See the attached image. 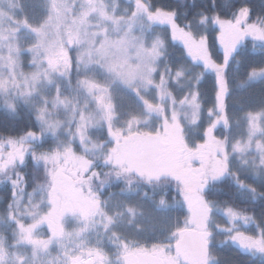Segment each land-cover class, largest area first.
Listing matches in <instances>:
<instances>
[{
    "label": "rangeland",
    "instance_id": "374dc122",
    "mask_svg": "<svg viewBox=\"0 0 264 264\" xmlns=\"http://www.w3.org/2000/svg\"><path fill=\"white\" fill-rule=\"evenodd\" d=\"M158 11H151L143 0H0L4 108L13 115L16 104L26 106L39 126L40 142L49 141L71 158H78L81 151L145 180L171 179L190 193L177 206L155 213L143 212L141 203L127 205L129 197L113 199L99 205L97 212L94 208L84 223L88 229L66 228L59 239L34 243L29 256L9 253L0 238V264H98V260L101 264L108 256L103 251L114 247L115 239H108L111 230L130 236L136 244L147 239L146 252L162 251L169 264H188L177 250L187 231L207 238L210 254L205 264H213L212 252L223 246L264 262V217H241L196 193L200 184L209 187L219 177L206 153L224 113L218 76L210 106L204 105L198 89L218 65L208 37L215 31L211 37L224 58L241 43L233 41L228 23L198 17L184 24L173 13ZM247 13L239 10L234 23L244 40L251 37ZM261 34L256 37H264ZM73 70L80 110L70 100L76 95L71 85L70 96L65 94L64 83ZM85 80L103 91L90 93ZM249 80L264 82V67ZM103 130L106 148L94 136ZM230 137L225 163L247 183L254 159L264 172V109L232 120ZM33 147H39L38 142ZM15 150L14 155L20 152L19 147ZM247 191L253 192L251 186L240 184L242 200ZM45 199L20 194L14 210L35 219L45 209ZM75 225L81 226L68 224Z\"/></svg>",
    "mask_w": 264,
    "mask_h": 264
},
{
    "label": "trees",
    "instance_id": "16d2710c",
    "mask_svg": "<svg viewBox=\"0 0 264 264\" xmlns=\"http://www.w3.org/2000/svg\"><path fill=\"white\" fill-rule=\"evenodd\" d=\"M143 1H146L151 11L160 10V15L173 13L184 24L198 17L210 23L214 20L228 23L234 34L233 41L241 43L224 58L217 50L214 37H211L215 31L208 37V48L218 65L213 66L215 73L205 76L198 89L205 97L204 105L210 106L213 104L218 76L223 83L224 113L211 134L206 153L212 161L211 167L216 165L212 171L219 177L209 187L200 184L196 193L212 205H221L223 209L241 217H264V172L259 169L258 161H252V168L245 176L247 183L229 170L225 163V150L231 139V121L264 109V82L249 80L253 72L264 67V37H256L260 32L264 36V0ZM241 9L248 10L246 23L251 37L246 40L239 37L240 32L234 29ZM76 73L73 70L70 79L63 83L68 86L65 94L69 96L71 85L76 95L71 94L70 100L80 110V94L74 85ZM94 136L102 148L107 147L105 130ZM40 138V129L33 113L19 103L12 115L4 108L0 98V238L9 253L29 256L34 243L36 246L37 243L59 239L67 227L75 232L78 230L77 225L73 228L68 224H83L86 212L97 204L101 206L116 198L125 200L129 197L132 201L127 205L142 204L143 212L155 213L164 210L165 206H177L183 197L190 194L171 179L145 180L124 168L103 165L102 159L88 157L81 151H77L78 158H71L54 149L49 141L40 142ZM35 142H38L40 149L33 147ZM18 147L20 152L14 155ZM89 162L93 167L89 174H83L82 169L88 168L86 163ZM240 184L248 188L251 186L253 190L247 191L244 200L238 194ZM20 194L23 197L34 194L46 198V207L38 217L34 219L16 214L14 201ZM176 214L177 217L181 215L179 212ZM170 215L171 221L173 215ZM212 259L213 264H264L228 246L216 248L212 252Z\"/></svg>",
    "mask_w": 264,
    "mask_h": 264
},
{
    "label": "flooded vegetation",
    "instance_id": "af4514ba",
    "mask_svg": "<svg viewBox=\"0 0 264 264\" xmlns=\"http://www.w3.org/2000/svg\"><path fill=\"white\" fill-rule=\"evenodd\" d=\"M86 166L88 168L82 169L83 174H85L86 172L87 174H89V171L93 167V164L92 165L90 164V166L88 165ZM72 174H76V172H72ZM94 208L96 209V212H97L99 210V204H97L92 209H90L88 212H86L82 220L83 224H79L81 226L77 225L76 229H81V228H83V230L84 228L88 229V226H84V223L87 217L95 211ZM117 232L118 231L111 230L108 233L109 240L115 239L114 243L111 241L114 247H110L103 251L104 253L108 254V256L106 257L105 261H103L102 259L100 260L102 262L101 264H142V262L140 261L142 257L153 258L156 260V264H169L168 260L164 259L165 256L163 255L162 251L156 254H148L146 252V247L150 246V241H147V239H144V238L139 239V244H136L137 242L133 241L134 239H132L130 236L120 235ZM203 238L207 241V238L205 236H203ZM207 244H208V241H207ZM208 247H209V244H208ZM178 252L181 256L183 255L180 252V250H178ZM97 262L98 264H100L99 260ZM198 264H205V262L198 263Z\"/></svg>",
    "mask_w": 264,
    "mask_h": 264
},
{
    "label": "water",
    "instance_id": "95a60500",
    "mask_svg": "<svg viewBox=\"0 0 264 264\" xmlns=\"http://www.w3.org/2000/svg\"><path fill=\"white\" fill-rule=\"evenodd\" d=\"M178 249L189 264L205 262L209 257L207 242L197 231L184 232L179 238ZM140 261L142 264H156L153 258L142 257Z\"/></svg>",
    "mask_w": 264,
    "mask_h": 264
},
{
    "label": "snow or ice",
    "instance_id": "6c2138e0",
    "mask_svg": "<svg viewBox=\"0 0 264 264\" xmlns=\"http://www.w3.org/2000/svg\"><path fill=\"white\" fill-rule=\"evenodd\" d=\"M52 68H53V71H55L56 65H52ZM82 83L84 84V86H86L88 88L90 93L93 89H99L100 91H103V89H101L99 85L91 84L87 80L83 81ZM109 107H111V105H109ZM69 211H73V210L69 209Z\"/></svg>",
    "mask_w": 264,
    "mask_h": 264
},
{
    "label": "bare ground",
    "instance_id": "6f19581e",
    "mask_svg": "<svg viewBox=\"0 0 264 264\" xmlns=\"http://www.w3.org/2000/svg\"><path fill=\"white\" fill-rule=\"evenodd\" d=\"M154 4V3H153ZM163 4V3H162ZM151 5V4H150ZM243 100V99H242Z\"/></svg>",
    "mask_w": 264,
    "mask_h": 264
}]
</instances>
